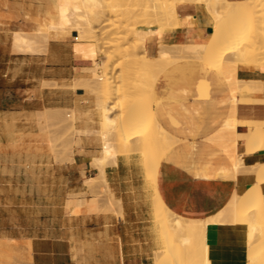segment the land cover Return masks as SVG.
<instances>
[{"label":"crops","instance_id":"0c3cea01","mask_svg":"<svg viewBox=\"0 0 264 264\" xmlns=\"http://www.w3.org/2000/svg\"><path fill=\"white\" fill-rule=\"evenodd\" d=\"M178 12L179 26L167 30L161 39L154 36L148 40L150 55L158 54L160 43L208 39L213 27L205 6L187 4ZM18 24L22 30L28 29L24 19ZM6 28L0 13V118L48 107L75 108L82 116L81 127L99 130L97 97L80 84L88 77L90 80L91 72L84 68L93 62L76 50L79 32L72 30L65 37L51 39L43 51L29 53L14 51L13 37L8 40L3 33ZM237 74L242 79L264 81L259 68L240 65ZM155 94L157 120L176 138L168 159L159 167V194L179 216L213 218L235 193H243L256 181L248 171L235 177L231 171H222L223 166L231 165L219 137L230 114L227 84L217 71L191 61L164 72ZM238 117L264 120V103H240ZM247 130V126L238 125V132ZM98 151L97 140L91 138L81 152H75L70 166L77 168L73 174L79 181L58 187L61 197L53 204L43 198L50 193L49 186L17 185L25 174L0 171V264H154L161 242L147 215L144 193L126 181L128 173L120 166L106 167L107 197L100 199L87 192L92 186L84 182L82 171L92 168V159L100 156ZM243 152L240 142L239 153ZM1 153L0 162L19 161L17 154ZM243 159L248 167L264 162V150L244 154ZM262 188L264 191V183ZM69 198H73L70 204ZM206 239L211 264H248L246 224L209 222Z\"/></svg>","mask_w":264,"mask_h":264},{"label":"bare ground","instance_id":"6f19581e","mask_svg":"<svg viewBox=\"0 0 264 264\" xmlns=\"http://www.w3.org/2000/svg\"><path fill=\"white\" fill-rule=\"evenodd\" d=\"M111 1L51 0L50 6L46 8V10L48 9V21L43 25H38L37 32H32L33 36H28V34L24 33L25 31H17L14 38V46H16L18 50L32 52L35 50V42L39 40L38 38L40 37L49 40L50 38H60L62 35L70 33L72 30H77L79 32L78 38L80 42H78L77 45L86 46V49L79 50L78 52L93 62V66L91 65V67L84 68V71L88 70L91 72L90 80H88V77L87 80L84 79V81H81L83 83L80 84L85 86L89 92H93L97 97L96 114L100 119L101 134L103 135L102 151L104 153L102 156L95 157L92 165L98 168L99 176L101 178L106 177L107 171L104 165L105 161L109 159L110 156H115L119 152L127 155H138L140 153L139 155L142 156L143 160L151 164L158 160L156 159L157 155L161 157L160 153H168L175 144V136L170 134L157 120L154 107L157 101L155 90L159 77L155 74H159L157 71L164 67L159 65L158 62L161 63L162 61H159L161 59L167 62L168 58L170 59V55L173 54L175 55H173V59H177V62L173 60V64L176 63L179 66L185 62L197 61L205 67H210L218 71L221 76H226L225 79L228 77L229 79H227V82H230L229 86L232 84L230 89L231 94L228 96L231 102L230 114L222 126V134L218 133L216 136L218 137L220 134L219 137L222 138L221 141L219 140L220 144L221 146L223 145V150L231 161V165L223 166L222 171L227 173L233 171L235 176L246 170H250L252 174L256 170L263 171L264 162L248 167L245 165L243 159L244 154H254L258 148L261 149L262 146L264 148L263 120L239 118L238 105L240 103H264V81L242 79L238 76L237 72L240 65L248 66L252 69L259 68L264 72V16L258 14L260 11L264 10V0H209L211 4H206L207 0H143L146 2V5L144 7L139 6L140 10L138 8L135 9V7L133 8L132 3L131 5L127 3L120 6L119 1H116L117 3ZM142 2L139 5H141ZM178 2L184 5H186V3L202 5L201 3H203L212 17L213 30L205 42L173 45L160 43L158 54L155 56L150 55L147 48L148 40L154 36L161 39L167 30L180 25ZM142 5H144V3ZM230 6L232 7L228 9L227 12L222 13V9ZM150 9H153V11L151 12ZM109 11L120 19L117 20V18H115V21L110 24L113 27L100 33L96 24H100ZM140 16L144 17L143 21L145 22L143 23L150 24L149 27H136L135 25L137 23L133 21L132 25H135H130L131 27H128L129 25L126 23L127 27H124V30L121 25L123 23L122 20L131 19L130 21H132V18H134L137 21L136 18H142ZM118 21L120 23H117ZM113 30L116 32L115 36H111ZM121 30L124 31V33H122ZM248 30H251V34L247 33ZM131 36H133V39H131L133 43L131 45L129 44L131 47L129 49V45L125 43V40H129ZM110 45L112 47L114 46L115 49L112 48L113 50L110 52L103 49L104 47H111ZM124 46L126 47L124 50L125 52L122 53L124 57H128V60L137 62V64H139L138 61L149 63L148 65L151 64L153 67H156L153 68L155 70H152V73H150L152 66L147 65L148 67H145V69L148 68V70H146L147 73H149L147 76L144 70L146 64H144V66L142 65L143 67L140 65L142 68H139L146 74L142 71H140L139 74L143 73V75H145L144 78H138L137 74V76H135L136 78H133L129 76L130 74H125V66L123 65L124 67L121 68V72L115 75V73H113L115 63L113 67H111V65L114 58H117V56H119L118 54L122 52L121 48ZM138 47H140L139 52H137ZM141 48H143V52ZM140 51L142 53H140ZM138 53L141 54V58L139 56L137 57ZM101 54H103V56ZM231 56H234V59H232ZM175 57L177 58L175 59ZM125 61L126 64L127 59ZM164 62L162 65H164ZM168 62L170 61L168 60ZM119 64L121 63L119 62ZM119 64L116 63V66ZM153 73L155 74L153 75ZM126 75L128 77L124 78ZM146 76L147 79L145 78ZM119 78H121V83L119 82ZM76 86H79V84ZM145 88H150L153 93L152 102L149 103V105L147 104L148 97L146 98V94L148 93H145L146 90L144 92L135 93L137 90L142 89L143 91ZM148 95L150 96V93ZM88 99L91 100L90 98ZM46 109L59 110L58 108L49 107ZM71 110L73 111V117L76 121L78 118V111L75 108H71ZM42 111L45 112V110ZM42 111L41 114L39 113V116L45 115L42 114ZM239 124L247 126L248 130L241 133L238 132L237 128ZM75 129V133L89 131L87 127H76ZM116 135L120 137L118 140L116 139L117 137L113 138ZM241 140L244 146L243 153H239V144ZM158 161H161V159ZM95 178L96 176H91L86 179L85 183H89L91 179ZM261 183H258L259 186L257 185L259 189ZM262 193L264 192L262 191ZM236 199L237 198L233 195L228 205L213 218L205 220L190 219L194 223L200 222L198 225L195 224L193 226L198 227V229L197 231L190 229L189 234L184 235L182 241L184 244H187L192 239L191 235L199 237L201 244L200 248L204 255L202 264H211L208 257V244L206 239V229L209 222L228 221L231 217V212L236 211ZM237 214L242 223L248 226L249 241L252 242L258 235H262L260 240L262 244L258 243L259 246L256 245L257 242L254 244L257 248H254V246L252 247L253 244L248 242L253 248L250 247L248 249V251L251 249V251L248 252V264H264V256L261 255L264 254V232H262V234L255 233V230L258 229L257 223L261 213H259V217H257L258 215L253 209H244ZM172 215L174 216L173 225L175 230L177 233H182L184 231L182 223L184 217L174 212L171 213L170 216Z\"/></svg>","mask_w":264,"mask_h":264},{"label":"rangeland","instance_id":"374dc122","mask_svg":"<svg viewBox=\"0 0 264 264\" xmlns=\"http://www.w3.org/2000/svg\"><path fill=\"white\" fill-rule=\"evenodd\" d=\"M111 1V0H108ZM115 1V2H113ZM111 2L117 3L118 1L120 2V6L124 4H129L135 9L140 7H144L146 4V0H113ZM117 1V2H116ZM129 1V2H128ZM139 1V2H138ZM144 5H139L141 2ZM51 0H0V13H1V21L4 26L7 28L3 31L5 34L6 38L10 40L13 37V49L14 51L17 52H27V51H21L14 46L15 42V35L17 31H22L28 36H33V33H36L38 25H43L45 24L49 16L47 14L46 8L50 6ZM122 3V4H121ZM211 4L209 0H207L206 4ZM178 9L180 6H183V3L178 2ZM187 4H195V3H186ZM203 6H205L203 3H201ZM197 5V4H195ZM232 6L228 8L222 9V13H225L230 9ZM234 7V6H233ZM120 8V7H119ZM206 8V7H205ZM143 9V8H141ZM207 9V8H206ZM140 10V9H139ZM152 12L153 9H150ZM264 11V10H263ZM260 11L258 14H261L264 16V12ZM208 12V9H207ZM111 14V16H110ZM114 14V13H113ZM112 12H108L107 16L103 19V21L100 24H96V27L100 30V33L110 29L111 22L115 21V18L119 20L118 16H114ZM210 15V14H209ZM22 17V19H21ZM120 17V16H119ZM141 19L136 18L137 22L134 18H132V21H127V20H122L123 23L121 24L122 27H128L134 26L135 24L132 25L133 21L136 22L137 24L135 25L136 27H149L150 24L143 23L144 17ZM211 17V15H210ZM110 18V19H109ZM114 18V19H113ZM27 21L29 23L28 29L27 30H22L21 25L18 24V21L20 20ZM125 19V18H124ZM112 20V21H111ZM212 20V17H211ZM129 22V24H128ZM6 23V24H5ZM117 23H120L119 21ZM127 23V25H126ZM126 26H124V25ZM131 25V26H130ZM121 27V28H122ZM155 27V26H154ZM120 28V29H121ZM122 28V29H123ZM18 29V30H15ZM14 30V31H13ZM118 30V29H115ZM125 30V28H124ZM34 31V32H33ZM36 31V32H35ZM33 32V33H32ZM122 33L124 31L121 30ZM251 30L247 31V33H250ZM31 33V34H29ZM114 30L112 31L111 36H115ZM246 33V32H245ZM70 33H66V35H62L60 38L65 37L69 35ZM114 34V35H113ZM30 36V37H31ZM133 36L129 38V40H125L124 42L127 45H131L133 42H131L133 39ZM5 39V38H4ZM5 39V40H7ZM35 42V50L29 53H34V52H41L43 51L49 41L51 39H58V38H50L49 40H45V38H38ZM43 39V41H42ZM123 42V44L126 46V44ZM129 45V49L131 48ZM111 46V45H110ZM121 48L122 52L119 53L117 58L115 57L111 67H113L115 63V67L113 68V73L117 75L118 73L121 72V68L125 66L124 71L126 72L125 74L135 77L138 75V78H144L145 75H143L142 68L144 64V70H148V68L145 69V67H148L147 63H144L143 61H138L133 62L131 60H128V57H124L122 53H124L126 47ZM115 47H104L103 49H106V51H112ZM86 49V46H79L76 44V50H82ZM140 47L137 48V52H139ZM116 51V50H114ZM119 51V50H118ZM141 51L143 52V48H141ZM140 51V53H142ZM176 54V53H175ZM103 56V54H101ZM174 55V54H173ZM173 55H170V59L168 57V60L170 62L163 61L162 59L159 61H162L159 63V65L164 66L163 72L162 69H160L159 74L153 73V75H158L159 77L164 73V72H170L171 68L174 66H178V64H173ZM140 57L141 54L138 53L137 57ZM119 57V58H118ZM124 57V58H123ZM141 58V57H140ZM139 58V59H140ZM177 57H175L176 59ZM232 59H234V56H231ZM118 59V61H117ZM127 59V63L125 64V60ZM165 60V59H164ZM177 60V59H176ZM174 60L175 62H177ZM124 61V63H123ZM145 61V60H144ZM119 62L122 64H119ZM146 62V61H145ZM164 62V65H162ZM116 63L119 65L116 66ZM129 63V65H128ZM133 65H132V64ZM142 63V64H141ZM170 63V64H169ZM137 64V65H136ZM124 65V66H123ZM139 65V66H138ZM142 67H141V66ZM148 65V66H147ZM169 65V67H168ZM152 66V65H151ZM172 66V67H171ZM110 67V68H111ZM132 67V68H131ZM140 67V68H139ZM129 68V69H128ZM131 68V69H130ZM138 68V69H137ZM153 68H156L155 66H152V69H150V73H152V70H155ZM210 68V67H208ZM122 71V72H124ZM132 71V72H131ZM139 71V72H138ZM142 71L143 73L142 76L140 73ZM218 72V71H217ZM132 73V74H131ZM147 73V71H146ZM145 73V74H146ZM219 73V72H218ZM124 74V75H125ZM134 74V75H133ZM137 74V75H136ZM149 73H147L148 76ZM220 74V73H219ZM125 76L124 78L128 77ZM152 75V74H151ZM221 75V74H220ZM147 76L145 77L147 79ZM156 76V77H158ZM158 77V79H159ZM136 78V77H135ZM222 78L227 84L229 95L231 94V86H229L230 82H227L229 79L226 76L222 75ZM121 78H119V82ZM230 81V80H229ZM232 83V82H231ZM145 93H150V96L146 94V98L148 97V105L149 103L152 102V96L153 93L150 90V88H145L143 91L142 89L137 90L135 93L139 92H144ZM149 90V91H148ZM145 95V94H144ZM145 98V99H146ZM147 100V99H146ZM144 100V101H146ZM147 107V105H146ZM45 110L42 111V116H39V113L41 114L40 110L37 111H22L17 113V115L12 116L11 118H0V153L1 154H17L19 161L14 163V162H0V171L1 172H18V173H23L25 174L22 178H19L17 180V185H25L27 182V186H49L50 187V193L48 195L43 196L44 202L49 203H57L58 199L61 197V195H58V187L67 185H73L75 181H79V176H75L73 174V170L77 169L74 167H71L70 165L74 162V154L75 152L79 151L81 152L83 149V145L85 142H88L91 140V138L97 140L99 144V151L97 152L100 156L103 155V151L100 149H103V138H102V131L101 127H99V130L93 131L90 130L88 126H86L89 131L88 132H81V133H75L76 127H81L80 123L82 122V116L78 114V118L76 121L74 120L73 117V111L71 109H59V110ZM44 112V113H43ZM38 113V115H37ZM97 118L99 119L98 115L96 114ZM39 117V119H38ZM88 118L91 120V116L89 115ZM80 119V120H79ZM88 120V121H89ZM41 121V122H40ZM100 121V119H99ZM263 125H264V120H263ZM40 127V128H39ZM85 128V127H83ZM101 131V132H100ZM21 133V134H20ZM18 135V136H17ZM38 137V138H36ZM117 137L116 139L118 140L120 137L119 136H114L113 138ZM242 142V140H241ZM261 147V146H260ZM263 150V146L261 147ZM260 148L257 149L256 153L261 151ZM12 151V152H10ZM170 152V151H169ZM160 153L161 157L159 155L156 156V159H161V161H155L151 164H148L143 160L142 156L139 154L135 155H127L125 153L119 152L115 156H110L109 159H107L104 163L105 169L106 167H117L120 166V169H122L124 172H127L128 174V179L126 180L130 185L138 186L142 189V192L144 193L145 197V202L147 205V210L148 213L147 215L150 217L152 220V224H154L155 231L157 235L159 236L161 246L160 249L156 252V257L154 264H202L203 262V253L200 248V239L198 236H192V239L189 241V243L184 244L183 243V236L189 234V230L193 229L196 230L198 227H193L195 224L198 225V223L192 222L190 219L183 218V226H184V231L182 233H177V231L174 228V221L173 218L174 216H170L173 211L165 204L163 198L160 196L159 191H158V172H159V167L162 164V162L165 159H168L170 153ZM159 157V158H158ZM6 158V157H5ZM94 158L92 159L93 162ZM92 165V168L90 170L82 171V176L85 181V178H90L91 176L89 175H95L97 170H95ZM66 171V173H65ZM107 171V170H106ZM248 172H251L250 170H246ZM65 173V176H63ZM70 173V174H69ZM227 173V172H224ZM229 173V172H228ZM29 175L30 178H26V175ZM232 176L235 177L234 172L231 171L230 173ZM256 177L255 183H253L246 191L243 193H235L234 196L237 198L236 202V211L231 212V217L229 218L228 221L230 222H240L242 223L241 219L238 217V212L242 210H249L253 209L256 211L257 215L261 213L260 219L257 223V230H255L256 234H262L264 232V193H262L263 188L262 183H264V170L259 171L256 170L253 173ZM35 178H34V177ZM41 178H38V177ZM77 177V178H76ZM76 178V180H75ZM1 179V178H0ZM1 181V180H0ZM262 182V183H261ZM258 183H261L260 189L258 188ZM89 186H92V188H89V193H93L92 195L104 199L107 197V190L109 184L107 181V175L105 178H101L99 174L96 175L95 179H91L90 182L86 183ZM80 185V184H79ZM258 185V186H257ZM264 192V191H263ZM80 195V194H79ZM83 196H87L88 193H83L81 194ZM72 197L73 195H68V197ZM21 197L19 196V203H21ZM38 197V196H36ZM73 198H69L67 203L70 204ZM263 199V200H262ZM22 203H25V200L22 201ZM259 217V215L257 216ZM260 236V237H259ZM262 235H258L252 243L251 241L248 240L249 243L253 244L252 247L257 248L255 246V242L262 244L260 242ZM248 249L251 247L250 244H248ZM259 246V245H258ZM264 246V245H263ZM251 247V248H252ZM263 248V247H262ZM253 249V248H252ZM258 250V249H257ZM256 250V251H257ZM251 251V249H250ZM248 251V252H250ZM255 251V252H256ZM259 253V252H258ZM261 254V253H260ZM253 255V254H249ZM255 255V253H254ZM264 256V254H261ZM250 257V256H249Z\"/></svg>","mask_w":264,"mask_h":264}]
</instances>
